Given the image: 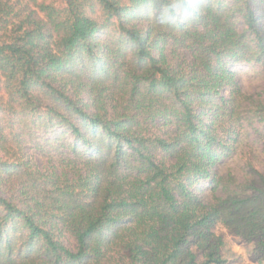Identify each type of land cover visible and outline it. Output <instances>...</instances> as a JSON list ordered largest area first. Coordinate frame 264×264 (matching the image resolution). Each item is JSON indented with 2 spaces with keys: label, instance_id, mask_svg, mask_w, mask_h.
Wrapping results in <instances>:
<instances>
[{
  "label": "trees",
  "instance_id": "trees-1",
  "mask_svg": "<svg viewBox=\"0 0 264 264\" xmlns=\"http://www.w3.org/2000/svg\"><path fill=\"white\" fill-rule=\"evenodd\" d=\"M223 230L264 264V0H0V264H225Z\"/></svg>",
  "mask_w": 264,
  "mask_h": 264
},
{
  "label": "rangeland",
  "instance_id": "rangeland-1",
  "mask_svg": "<svg viewBox=\"0 0 264 264\" xmlns=\"http://www.w3.org/2000/svg\"><path fill=\"white\" fill-rule=\"evenodd\" d=\"M237 71V77L241 85L246 91H254L259 88L262 83V77L256 73V66L248 64H238L235 67ZM256 136L251 131L244 134V141L249 145H255ZM244 142V143H245ZM260 146V143H257ZM234 159H230L225 165L230 166L232 170L236 169ZM225 245L223 247V253L227 256V262L225 264H254L248 256L247 250L243 241L231 234L230 232L221 231Z\"/></svg>",
  "mask_w": 264,
  "mask_h": 264
}]
</instances>
